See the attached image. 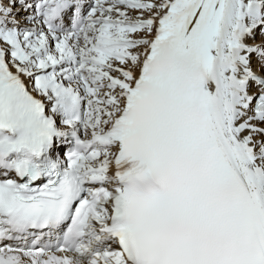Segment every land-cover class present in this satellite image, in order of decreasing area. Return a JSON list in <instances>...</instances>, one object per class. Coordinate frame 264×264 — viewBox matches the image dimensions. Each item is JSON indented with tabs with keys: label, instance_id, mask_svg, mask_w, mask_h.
I'll use <instances>...</instances> for the list:
<instances>
[{
	"label": "snow or ice",
	"instance_id": "obj_1",
	"mask_svg": "<svg viewBox=\"0 0 264 264\" xmlns=\"http://www.w3.org/2000/svg\"><path fill=\"white\" fill-rule=\"evenodd\" d=\"M0 264H264V0H0Z\"/></svg>",
	"mask_w": 264,
	"mask_h": 264
}]
</instances>
